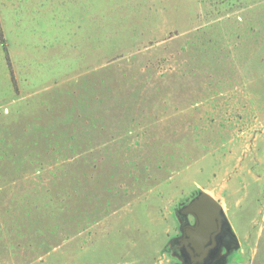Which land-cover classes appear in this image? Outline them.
<instances>
[{"label": "rangeland", "instance_id": "rangeland-1", "mask_svg": "<svg viewBox=\"0 0 264 264\" xmlns=\"http://www.w3.org/2000/svg\"><path fill=\"white\" fill-rule=\"evenodd\" d=\"M202 191L264 264V0H0V264H186Z\"/></svg>", "mask_w": 264, "mask_h": 264}, {"label": "water", "instance_id": "water-1", "mask_svg": "<svg viewBox=\"0 0 264 264\" xmlns=\"http://www.w3.org/2000/svg\"><path fill=\"white\" fill-rule=\"evenodd\" d=\"M179 212L194 217V223L183 224L182 234L176 238L186 264H210L222 245L234 239L222 204L206 191L200 192Z\"/></svg>", "mask_w": 264, "mask_h": 264}, {"label": "trees", "instance_id": "trees-1", "mask_svg": "<svg viewBox=\"0 0 264 264\" xmlns=\"http://www.w3.org/2000/svg\"><path fill=\"white\" fill-rule=\"evenodd\" d=\"M1 38H2V42L4 43V42H5V40H4L3 36H2V34H1Z\"/></svg>", "mask_w": 264, "mask_h": 264}]
</instances>
